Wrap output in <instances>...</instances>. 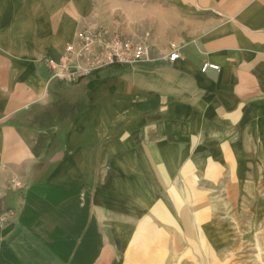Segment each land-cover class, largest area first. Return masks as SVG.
<instances>
[{"label": "crops", "instance_id": "0c3cea01", "mask_svg": "<svg viewBox=\"0 0 264 264\" xmlns=\"http://www.w3.org/2000/svg\"><path fill=\"white\" fill-rule=\"evenodd\" d=\"M61 2L0 0V264H162L175 236L221 251L243 201L216 190L264 173V0ZM79 20L151 60L52 78Z\"/></svg>", "mask_w": 264, "mask_h": 264}, {"label": "rangeland", "instance_id": "374dc122", "mask_svg": "<svg viewBox=\"0 0 264 264\" xmlns=\"http://www.w3.org/2000/svg\"><path fill=\"white\" fill-rule=\"evenodd\" d=\"M46 5H53L55 0H40ZM36 3V0H30ZM61 4L73 5V0H62ZM78 21L77 33L89 26H80ZM105 27L99 25L94 28ZM107 28V27H106ZM68 28H62V31ZM93 29V28H92ZM108 29V28H107ZM57 29H54L56 33ZM122 34V33H121ZM77 35V34H76ZM76 37V36H75ZM50 47L47 43L31 44L33 49ZM245 178V184L250 178ZM251 185H243L242 188H230L222 186L217 189L225 197L239 196L243 202L226 203L222 205L221 219L226 235L222 236V249L216 252H201V250L177 251L180 247L175 236V250L168 251L159 256V263L162 264H264V173L254 172ZM198 242V241H197ZM163 259V260H162Z\"/></svg>", "mask_w": 264, "mask_h": 264}, {"label": "built area", "instance_id": "2783aa9c", "mask_svg": "<svg viewBox=\"0 0 264 264\" xmlns=\"http://www.w3.org/2000/svg\"><path fill=\"white\" fill-rule=\"evenodd\" d=\"M150 53L146 41H134L119 32L98 27L79 31L75 39L65 45L59 57H46L43 61L50 68L52 78L77 82L80 77L113 65L135 66L147 63L151 60ZM179 57L180 53L175 49L168 59L175 61ZM209 68L219 70L220 67L211 63L203 65V71Z\"/></svg>", "mask_w": 264, "mask_h": 264}, {"label": "trees", "instance_id": "16d2710c", "mask_svg": "<svg viewBox=\"0 0 264 264\" xmlns=\"http://www.w3.org/2000/svg\"><path fill=\"white\" fill-rule=\"evenodd\" d=\"M110 69L111 70H118V69H120V67L118 65H113L112 67H110ZM103 71L104 70L95 71L94 73L90 74L89 76L80 77L78 82L85 80V79H89V78L98 79V78H100V75Z\"/></svg>", "mask_w": 264, "mask_h": 264}]
</instances>
